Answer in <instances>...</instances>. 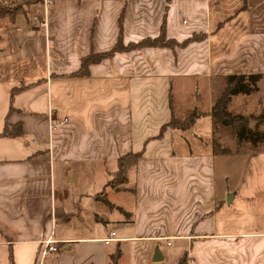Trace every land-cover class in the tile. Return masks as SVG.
<instances>
[{
    "label": "crops",
    "instance_id": "0c3cea01",
    "mask_svg": "<svg viewBox=\"0 0 264 264\" xmlns=\"http://www.w3.org/2000/svg\"><path fill=\"white\" fill-rule=\"evenodd\" d=\"M34 5L0 19V135L21 130L0 136V264H36L44 239L58 252L40 264H264V145L238 142L210 116L233 75L259 79L226 112L264 115V0ZM162 23L167 40L197 39L72 76L119 33L125 47L155 39ZM190 114L188 129L160 132ZM130 154L126 183L108 186Z\"/></svg>",
    "mask_w": 264,
    "mask_h": 264
},
{
    "label": "trees",
    "instance_id": "16d2710c",
    "mask_svg": "<svg viewBox=\"0 0 264 264\" xmlns=\"http://www.w3.org/2000/svg\"><path fill=\"white\" fill-rule=\"evenodd\" d=\"M10 0H0V19L8 18L10 22L14 20V18L18 15L25 14L27 11V7L35 4L38 0H18L12 1L14 3L13 7L7 6ZM10 3L9 5L11 6ZM118 26L120 32L121 26V15L118 18ZM196 37L192 39H188L181 44H177L175 41H170L166 39L164 35V23L161 24V27L158 32V36L155 39H142L137 43H130L127 46L123 47L121 36L119 33V38L117 43L112 47L109 53L106 54H89L85 57H82L79 62V71L77 73L72 74L74 77H83L87 75L88 66L97 64V62L102 59H106L112 57V55L122 52H127V50H141L142 48H167L172 49L173 47L185 46L190 40H196ZM259 79V76L248 75H233L226 77V85L224 90L221 92L222 94L219 96V99L214 103L211 107L210 116L212 119V123L220 124L224 127L233 131L234 137H236L238 142H247L251 145L262 144L264 145V135L257 131V126L259 124L264 123V115L258 116L256 118L251 119L252 121H247L245 118L234 115L231 116L226 112V104L229 99L233 97V95L243 94L248 95L251 91L255 90L256 82ZM195 118L194 114H190L189 117L183 120H170L166 125L160 128V132L165 130V128H178V129H188ZM21 130L19 126H12L10 131L7 130L6 126L3 128V132L1 133V137H13L20 136ZM139 155L130 154L128 156H124L118 158L117 160V173L113 177V179L108 183V186L113 188H117L118 185H123L126 183V173L127 170L132 167L136 159ZM180 264V263H179Z\"/></svg>",
    "mask_w": 264,
    "mask_h": 264
},
{
    "label": "built area",
    "instance_id": "2783aa9c",
    "mask_svg": "<svg viewBox=\"0 0 264 264\" xmlns=\"http://www.w3.org/2000/svg\"><path fill=\"white\" fill-rule=\"evenodd\" d=\"M50 2L51 0H42L41 1L42 8L46 10L45 8L50 5ZM60 123L61 122L50 124L49 128L51 130H55L60 125ZM113 235H114L113 233H110L108 237L104 239V243L106 244L112 241ZM57 252H58V249L55 247L54 242L51 241L50 239H44L43 241L39 243L38 252L36 256V264H40L44 260L45 257L56 254Z\"/></svg>",
    "mask_w": 264,
    "mask_h": 264
},
{
    "label": "rangeland",
    "instance_id": "374dc122",
    "mask_svg": "<svg viewBox=\"0 0 264 264\" xmlns=\"http://www.w3.org/2000/svg\"><path fill=\"white\" fill-rule=\"evenodd\" d=\"M10 1H11L10 3H12V1H18V0H10ZM41 1H42V0H38L39 3H41ZM8 3H9V1H8ZM10 3H9V4H10ZM9 4H7V6H9V7H13V5H14V3H12L11 6H10ZM33 5H34V4H33ZM31 6H32V5H31ZM33 7H34V9H38V10H40L41 14H42L43 11H44L43 8L41 9V8H39V6H37V5H34ZM41 7H42V4H41ZM27 8H28V7H27ZM217 125L219 126L220 124H217ZM231 131H232V130H231ZM225 135L229 136V134H225ZM225 139L228 140L227 137H226ZM223 145H224V144H223ZM226 145L229 146L228 144H226ZM120 196H122V195H120Z\"/></svg>",
    "mask_w": 264,
    "mask_h": 264
},
{
    "label": "water",
    "instance_id": "95a60500",
    "mask_svg": "<svg viewBox=\"0 0 264 264\" xmlns=\"http://www.w3.org/2000/svg\"><path fill=\"white\" fill-rule=\"evenodd\" d=\"M230 198H232L231 195H228L227 203L230 201ZM152 260L155 262L160 261V256H159V253L157 251L154 252Z\"/></svg>",
    "mask_w": 264,
    "mask_h": 264
}]
</instances>
